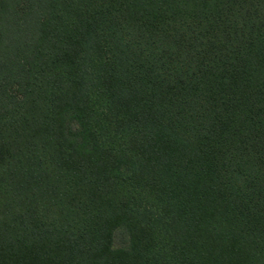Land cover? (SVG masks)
<instances>
[{"label":"trees","instance_id":"1","mask_svg":"<svg viewBox=\"0 0 264 264\" xmlns=\"http://www.w3.org/2000/svg\"><path fill=\"white\" fill-rule=\"evenodd\" d=\"M0 264H264V0H0Z\"/></svg>","mask_w":264,"mask_h":264},{"label":"rangeland","instance_id":"2","mask_svg":"<svg viewBox=\"0 0 264 264\" xmlns=\"http://www.w3.org/2000/svg\"><path fill=\"white\" fill-rule=\"evenodd\" d=\"M120 244V238L116 237V239L114 240V245L118 246Z\"/></svg>","mask_w":264,"mask_h":264}]
</instances>
